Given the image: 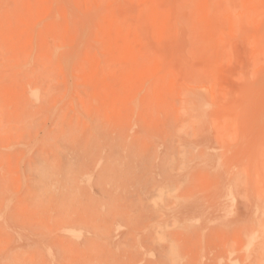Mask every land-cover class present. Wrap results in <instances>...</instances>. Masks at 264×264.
<instances>
[{
	"label": "rangeland",
	"instance_id": "374dc122",
	"mask_svg": "<svg viewBox=\"0 0 264 264\" xmlns=\"http://www.w3.org/2000/svg\"><path fill=\"white\" fill-rule=\"evenodd\" d=\"M0 264H264V0H0Z\"/></svg>",
	"mask_w": 264,
	"mask_h": 264
},
{
	"label": "bare ground",
	"instance_id": "6f19581e",
	"mask_svg": "<svg viewBox=\"0 0 264 264\" xmlns=\"http://www.w3.org/2000/svg\"><path fill=\"white\" fill-rule=\"evenodd\" d=\"M209 106V105H208Z\"/></svg>",
	"mask_w": 264,
	"mask_h": 264
}]
</instances>
